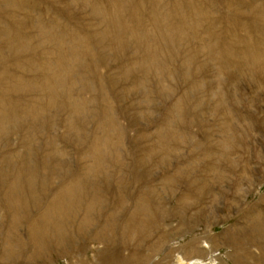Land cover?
Here are the masks:
<instances>
[{
    "label": "rangeland",
    "instance_id": "1",
    "mask_svg": "<svg viewBox=\"0 0 264 264\" xmlns=\"http://www.w3.org/2000/svg\"><path fill=\"white\" fill-rule=\"evenodd\" d=\"M64 191L99 215L31 258ZM177 257L264 264V0H0V264Z\"/></svg>",
    "mask_w": 264,
    "mask_h": 264
},
{
    "label": "bare ground",
    "instance_id": "2",
    "mask_svg": "<svg viewBox=\"0 0 264 264\" xmlns=\"http://www.w3.org/2000/svg\"><path fill=\"white\" fill-rule=\"evenodd\" d=\"M107 16V15H106ZM195 18V17H194ZM197 18V17H196ZM111 19V18H110ZM121 22V21H120ZM184 22V21H183ZM190 23V22H189ZM182 24V23H181ZM180 24V25H181ZM191 24V23H190ZM176 25V24H175ZM179 25V26H180ZM163 27V26H162ZM160 29V28H159ZM165 29V28H164ZM183 29V28H181ZM44 31V30H43ZM159 31V30H158ZM166 32V31H165ZM121 33V32H120ZM152 33V32H151ZM155 33V31H154ZM153 33V34H154ZM158 33V32H157ZM171 34V32H169ZM174 33V32H173ZM134 34V33H133ZM132 34V35H133ZM45 35V34H44ZM43 35V36H44ZM136 35V34H135ZM159 35V33H158ZM172 35V34H171ZM134 36V35H133ZM144 36V35H143ZM155 36V35H154ZM182 36V35H181ZM148 37V36H147ZM163 37V36H162ZM149 38V37H148ZM147 38V39H148ZM155 38V37H154ZM160 38V35H159ZM161 39V38H160ZM172 39V38H171ZM140 41V40H139ZM138 41V42H139ZM156 41V40H155ZM46 42V41H45ZM136 42V41H135ZM142 42V41H141ZM147 42V41H146ZM151 42V41H150ZM164 42V40H163ZM162 42V43H163ZM173 42V40H172ZM130 44V43H129ZM146 44V43H145ZM148 44V43H147ZM151 44V43H150ZM159 44V43H158ZM163 45V44H162ZM157 46V45H156ZM155 46V47H156ZM147 47V46H146ZM145 47V48H146ZM124 48V47H123ZM137 48V47H136ZM149 48V46H148ZM166 47H164L165 49ZM126 49V48H125ZM158 49V48H157ZM141 50V49H140ZM163 50V49H161ZM160 50V51H161ZM61 51V50H60ZM146 52V50H145ZM151 52V51H150ZM155 52V51H154ZM163 52V51H162ZM57 53V52H56ZM57 55V54H56ZM159 55V53H158ZM155 56V55H154ZM160 57V56H158ZM63 58V57H62ZM170 59V58H169ZM64 60V59H63ZM66 62V61H65ZM151 64V63H150ZM146 65V63L144 64ZM61 66V65H60ZM153 66V65H152ZM61 69V68H60ZM68 69V68H67ZM156 69V68H154ZM157 70V69H156ZM155 70V71H156ZM63 71V70H62ZM51 72V71H50ZM70 72V71H69ZM128 72V71H127ZM151 73V71H150ZM70 74V73H69ZM159 76V75H158ZM33 84V83H32ZM28 85V84H27ZM29 85H31L29 83ZM62 85V84H61ZM67 86V85H66ZM37 88V87H36ZM31 89V88H30ZM38 89V88H37ZM72 91V90H71ZM57 97V96H56ZM72 98V97H71ZM60 99V98H59ZM54 101V100H53ZM38 107V106H37ZM61 107V106H60ZM64 107V106H63ZM79 107V106H78ZM66 108V107H65ZM61 111V110H60ZM109 111V110H108ZM39 113V112H38ZM48 113V112H47ZM36 114V112H35ZM45 114V113H44ZM48 115V114H47ZM50 115V114H49ZM29 116V115H28ZM41 116V115H40ZM43 116V114H42ZM111 116V115H110ZM112 117V116H111ZM38 118V117H37ZM41 118V117H40ZM45 118V117H44ZM42 119V118H41ZM49 119V118H47ZM72 119V118H71ZM32 120V119H31ZM35 120V119H34ZM33 121V120H32ZM41 121V120H40ZM45 122V121H44ZM32 123V122H31ZM45 124V123H44ZM43 124V125H44ZM35 125V124H34ZM79 132V131H76ZM162 133V132H161ZM163 134V133H162ZM80 135V134H79ZM165 135V134H164ZM163 135V136H164ZM162 139V138H161ZM103 143V141H102ZM117 146V144H116ZM104 149V147L102 148ZM106 151V150H105ZM104 151V153H105ZM109 160V159H107ZM146 160V159H145ZM103 164V163H102ZM105 168V167H104ZM106 169V168H105ZM104 169V170H105ZM108 174V173H107ZM19 176V175H18ZM35 176V175H34ZM33 178V177H32ZM111 178V177H110ZM112 179V178H111ZM35 181V180H34ZM33 181V182H34ZM17 185V183H16ZM192 185V184H191ZM18 187V186H17ZM36 188V187H35ZM18 189V188H17ZM81 190V189H80ZM194 190V189H193ZM19 192V191H18ZM83 192V191H81ZM92 192V191H91ZM195 194V191H193ZM20 193L16 194L13 193L9 195V204L14 207V212L16 215L19 217V220H26L29 217V213L26 212L28 209L29 205V199L26 198V196L19 195ZM94 195V194H93ZM151 195V194H150ZM36 197V196H35ZM82 195L78 194V191H64V192H58V194L55 196V199L48 204L46 211L36 220L31 224L30 228V236H29V242L33 248V252L31 254V258L37 257V258H44L46 255H48L49 250L52 247L58 248L59 251L62 250V247L71 243L72 240H68L71 236L69 235V230L71 229L72 226H77V230L81 233H84L85 229L90 226V222L92 221V216L93 212H96L95 210L102 207V204L100 200L92 198L90 203L86 207V211L83 209L82 215L84 216L82 219L81 217L79 218V210L81 209L78 208H83V203H82ZM119 197L116 199L115 203L116 206L121 205V202H118L117 200ZM34 203V206H38V202L32 200ZM41 201V200H40ZM186 201V200H185ZM190 202V201H189ZM191 203V202H190ZM147 205V204H145ZM145 205L140 204L139 208H142ZM151 204H148L147 206H150ZM184 207V205H183ZM182 207V208H183ZM77 208V210H76ZM104 208V207H103ZM123 209V208H122ZM181 210V209H180ZM30 211V210H29ZM135 211V210H134ZM31 212V211H30ZM150 212V211H149ZM96 215H99L98 212H96ZM166 215L160 214L152 219H150L151 222L149 224L154 222H160L163 220V218ZM112 219V218H111ZM141 219V218H140ZM78 220H81L78 222ZM149 220V219H148ZM111 221V220H110ZM125 222V221H124ZM79 223V225H78ZM17 224V223H16ZM29 225V224H28ZM95 227V226H94ZM110 231L113 232V235H115V230L113 227H109ZM116 228V227H115ZM144 228L147 229H153V228H158L157 226H148L146 225ZM89 231H92L91 229ZM125 232V231H124ZM139 233H142V230H139ZM144 233V232H143ZM153 233V232H152ZM151 233V235H152ZM109 235V234H108ZM150 235V236H151ZM145 238L148 237L145 233L143 234ZM104 239V238H101ZM124 239V238H123ZM147 241V240H144ZM13 243V242H12ZM17 245H21L18 240H16ZM124 245V244H123ZM126 245V243H125ZM203 246L196 247V243L192 245L191 247L193 248V252L188 254L189 256L191 255H199L202 253L203 249H207V246L202 243ZM10 248V251H12V244L9 243L8 245ZM16 247V245H14ZM190 247V249H192ZM190 252V251H189ZM13 259V258H12ZM39 261V260H38ZM37 262V260H36ZM177 262L178 264H192V261L190 262H184L183 258L177 257ZM196 264V263H195ZM198 264V263H197Z\"/></svg>",
    "mask_w": 264,
    "mask_h": 264
}]
</instances>
